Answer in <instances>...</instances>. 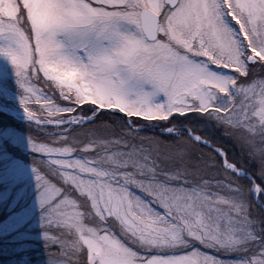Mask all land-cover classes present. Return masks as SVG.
<instances>
[{
    "label": "snow or ice",
    "instance_id": "snow-or-ice-1",
    "mask_svg": "<svg viewBox=\"0 0 264 264\" xmlns=\"http://www.w3.org/2000/svg\"><path fill=\"white\" fill-rule=\"evenodd\" d=\"M0 112L10 264H264V0H0Z\"/></svg>",
    "mask_w": 264,
    "mask_h": 264
},
{
    "label": "rangeland",
    "instance_id": "rangeland-1",
    "mask_svg": "<svg viewBox=\"0 0 264 264\" xmlns=\"http://www.w3.org/2000/svg\"><path fill=\"white\" fill-rule=\"evenodd\" d=\"M37 86L40 87L41 90L44 93L51 95V92H49V90L42 83H39ZM56 102L59 103V104H63L64 103V101L60 100L58 96L56 97ZM30 107L34 108L39 113L41 105L34 103V104L30 105ZM2 122H8V123L14 124L17 128H19V126H20L18 120L14 119L11 116H6L4 113L0 112V123H2ZM49 127H51V126H49ZM50 132L51 131L47 129L46 132H38L37 135H41V136L47 138L48 137L47 134L50 133ZM17 151H18V149H17ZM29 163H31L30 160H29ZM3 190H4L3 186L0 185V192H3ZM0 214H2L1 216H4L3 219L6 218L7 209H6V206L3 203H0ZM0 239L1 240H3V239L6 240L7 239V242H8V241L11 240V237H4V236L0 235ZM29 243L33 245V249H30L29 251H27L26 253H23V254H17V253L12 252V248L14 247V245L9 243L10 246L6 247V248H8V250H10V253H7V255H9V257H8L9 261L6 263V262H4V260H2V262H0V263L1 264H10V262L19 260L21 255L26 256L27 258H29L33 262L37 261V260L46 259L45 256L38 255L37 251L35 250V242L30 241ZM42 251H43V249L41 248L40 252H42Z\"/></svg>",
    "mask_w": 264,
    "mask_h": 264
},
{
    "label": "trees",
    "instance_id": "trees-1",
    "mask_svg": "<svg viewBox=\"0 0 264 264\" xmlns=\"http://www.w3.org/2000/svg\"><path fill=\"white\" fill-rule=\"evenodd\" d=\"M48 130H50L51 132H54L55 131V129H52L51 127H49ZM217 135L221 139H227V138L223 137L222 134H220V133H217ZM38 138L41 139V140H47L48 137L46 138V137H43L41 135H38ZM230 151H231V149H230ZM239 155H240V151H239V148H237L236 149V156L239 157ZM244 159L247 160L248 157L245 155ZM252 166L255 167V162H253V165ZM256 214L258 215L259 213H256ZM1 215L2 214H0V222L3 220V217H4V216H1ZM8 246H10V244L7 242V239L6 240H4V239L1 240L0 239V262H2V260H4V262H6V263L9 261L8 260L9 255H7L4 252V249L6 247H8ZM8 253H10V250L8 251Z\"/></svg>",
    "mask_w": 264,
    "mask_h": 264
}]
</instances>
